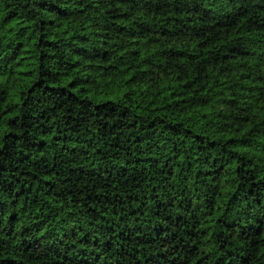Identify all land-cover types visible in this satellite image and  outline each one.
<instances>
[{"label": "trees", "instance_id": "16d2710c", "mask_svg": "<svg viewBox=\"0 0 264 264\" xmlns=\"http://www.w3.org/2000/svg\"><path fill=\"white\" fill-rule=\"evenodd\" d=\"M0 264H264V0H0Z\"/></svg>", "mask_w": 264, "mask_h": 264}]
</instances>
